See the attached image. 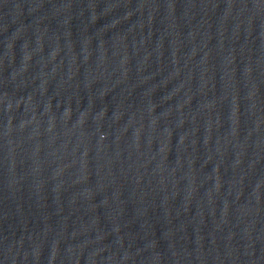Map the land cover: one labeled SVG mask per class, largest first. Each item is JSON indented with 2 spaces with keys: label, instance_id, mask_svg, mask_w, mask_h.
<instances>
[{
  "label": "water",
  "instance_id": "95a60500",
  "mask_svg": "<svg viewBox=\"0 0 264 264\" xmlns=\"http://www.w3.org/2000/svg\"><path fill=\"white\" fill-rule=\"evenodd\" d=\"M0 264H264V0H0Z\"/></svg>",
  "mask_w": 264,
  "mask_h": 264
}]
</instances>
